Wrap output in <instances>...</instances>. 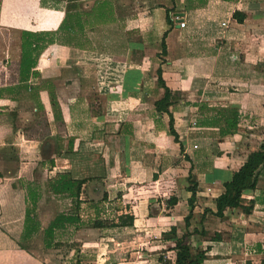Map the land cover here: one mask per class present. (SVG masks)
I'll list each match as a JSON object with an SVG mask.
<instances>
[{"label": "crops", "instance_id": "1", "mask_svg": "<svg viewBox=\"0 0 264 264\" xmlns=\"http://www.w3.org/2000/svg\"><path fill=\"white\" fill-rule=\"evenodd\" d=\"M175 15L184 28L167 24ZM0 29L17 36L0 49V264H50L60 248L74 264H161L166 248L173 264L171 227L197 230L203 264H264V165L243 195L249 215L210 213L264 141V0H0ZM24 33L34 67L20 75ZM158 69L181 150L154 108ZM59 174L83 181L78 206L47 187ZM189 175L197 220L186 228ZM58 214L72 221L48 238Z\"/></svg>", "mask_w": 264, "mask_h": 264}, {"label": "trees", "instance_id": "2", "mask_svg": "<svg viewBox=\"0 0 264 264\" xmlns=\"http://www.w3.org/2000/svg\"><path fill=\"white\" fill-rule=\"evenodd\" d=\"M43 5L45 3L42 2ZM27 8H30L29 6ZM27 10V9H25ZM237 18V14L234 15ZM167 24L171 27L173 25L172 19L169 17L166 18ZM167 32L163 34L162 39V51L161 56L165 55V46H164V37L166 36ZM34 35H21V61H20V75L27 74L34 67L33 60H30V52L27 51L26 47L28 43L34 42ZM157 76V85L163 89L162 97L154 102L155 111L158 114H167L168 116V129L167 133L169 136H172L176 143L180 144L179 138L177 133L173 127V119L171 114L168 111L169 106L171 105V92L161 79V69L156 71ZM50 103L52 107V112L54 115V119L57 121L60 119V110L58 103L54 97V95H50ZM39 109V108H38ZM234 129L224 130L220 132V135L224 136L227 134L234 133ZM180 144V150H181ZM264 165V141L260 144L257 150L252 151L248 154L245 162L242 166L232 174L230 180L226 181L223 184L224 191L221 195H219L214 200L215 205V212H210L216 218H223L224 211L228 209H237L240 210L244 215H249L253 210L254 202L252 200L246 201L243 198V195L247 192L254 191L256 189V185L258 183L259 178V171ZM57 178L49 180L47 182V187L49 188L50 192L54 194L60 195L63 198H70L77 206H78V197L80 194V189L82 186L83 181H74L72 180L67 174H59L56 176ZM188 183L189 186L187 187V191L190 193V196L187 200L188 204V214L184 217V222L186 228H189V220L192 217L194 211V204H195V197L197 192V183L192 181L191 176H188ZM177 199L175 197H171L167 200L169 205H175ZM75 205V206H76ZM29 218V214H28ZM126 222H122L123 218L119 219V223L117 226L121 225H132V219L126 218ZM129 220V221H128ZM72 221L71 216H67L66 214H58L51 224L45 230V236L50 238L54 230L60 229L63 227L65 223H70ZM197 230L193 229L192 231L186 232L182 237H178L176 234V228L171 227L170 230L162 235V238H167L170 240L174 246L169 248L168 250L175 251V260L173 264H203L205 260V251L200 249L192 248L189 238L195 234ZM48 245V244H46ZM158 261L161 264H169L170 262H165L163 257H159Z\"/></svg>", "mask_w": 264, "mask_h": 264}, {"label": "rangeland", "instance_id": "3", "mask_svg": "<svg viewBox=\"0 0 264 264\" xmlns=\"http://www.w3.org/2000/svg\"><path fill=\"white\" fill-rule=\"evenodd\" d=\"M16 38H17V36H14L13 34H10V33L6 32V31L0 29V49H4V47L6 49H8L9 47H12L10 45L15 42ZM6 49H4V50L6 51ZM63 204H65V203H63ZM45 215H46L47 218L44 219V221H43L44 224H46L47 219L49 220L51 218V212L47 211V214H45ZM196 220H197V217H192L191 223H195ZM28 245L32 248L33 252H35V253H40V251L43 250V242H40V238H37L35 241L30 242ZM78 246L80 247L81 244L80 243H74L73 244V248H74L73 254H76L80 250V248H78ZM192 248H193V246H192ZM51 250H53L52 252H55L54 249H51ZM96 250H97V248H96ZM67 255H68V250H66L64 248H60L59 253H57V252L56 253H50V256H52L51 257L52 259L49 261V263L50 264H74V262H75L74 260H75L76 257H74V256L69 257L70 254H69L68 257H66ZM88 255H90V256H88ZM56 256H59V257H56ZM157 256H158L157 259L159 257H163L165 259L172 260L171 258H173L172 257L173 254L172 253H168V251H166V248L162 249L161 251H158ZM70 258H73V260L70 259ZM87 258H90L91 261L96 259L95 258V254L91 253V252L89 253V251L87 252V256L84 257V258H81V259H86L85 261L83 260L84 262H86V261H88ZM44 259H45V257L43 258V260ZM169 260H167V262H170ZM237 260L238 259H236V261ZM262 261H263V257L259 256V257H257L256 260L251 259V264H262L261 263Z\"/></svg>", "mask_w": 264, "mask_h": 264}, {"label": "built area", "instance_id": "4", "mask_svg": "<svg viewBox=\"0 0 264 264\" xmlns=\"http://www.w3.org/2000/svg\"><path fill=\"white\" fill-rule=\"evenodd\" d=\"M172 21L176 22V24H178L180 28H184V26H185L184 21L178 15H175L172 18ZM222 26H225V24H222Z\"/></svg>", "mask_w": 264, "mask_h": 264}]
</instances>
